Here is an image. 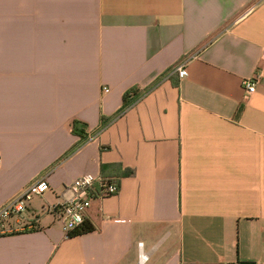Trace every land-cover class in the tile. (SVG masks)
<instances>
[{
    "label": "crops",
    "instance_id": "0c3cea01",
    "mask_svg": "<svg viewBox=\"0 0 264 264\" xmlns=\"http://www.w3.org/2000/svg\"><path fill=\"white\" fill-rule=\"evenodd\" d=\"M263 53L264 0H0V209L49 187L0 264H264ZM86 175L119 191L68 239Z\"/></svg>",
    "mask_w": 264,
    "mask_h": 264
},
{
    "label": "built area",
    "instance_id": "2783aa9c",
    "mask_svg": "<svg viewBox=\"0 0 264 264\" xmlns=\"http://www.w3.org/2000/svg\"><path fill=\"white\" fill-rule=\"evenodd\" d=\"M264 58V53H263ZM176 74L179 79L186 78L188 73L185 63L174 68L170 75ZM169 77V76H168ZM258 77L246 79L242 82L245 92L244 99H249L256 91ZM109 90L104 89V93ZM1 166V157H0ZM49 187L45 178L31 183L21 194L9 201L0 209V233L12 231L9 225L13 217L23 216L27 212L29 203L33 198L41 197L48 192ZM119 186L112 182L96 178L90 175L82 176L73 180L64 190L62 197L56 204L42 207V213L57 216L61 221V229L66 238L69 234L84 223V215L91 207L93 201L116 195ZM18 220V219H17ZM27 226H32L28 224ZM142 244H139L141 247ZM141 260L146 259L140 256Z\"/></svg>",
    "mask_w": 264,
    "mask_h": 264
},
{
    "label": "trees",
    "instance_id": "16d2710c",
    "mask_svg": "<svg viewBox=\"0 0 264 264\" xmlns=\"http://www.w3.org/2000/svg\"><path fill=\"white\" fill-rule=\"evenodd\" d=\"M137 93H138V90L133 88V89H131L130 91H128V92H126L124 94V96H123V107H122L120 113L123 112L125 110L126 106L128 105V98H130V97H131V99L137 98V96H138ZM103 120L104 119L102 118V121ZM72 132L74 134H80L76 122H74L72 124ZM79 136H82V134H80ZM93 230L94 229H93V227L91 225H89L87 223H83L80 227H78L77 229H75L74 231H72L69 234L68 239H71V238H74V237H78V236H81V235H84V234H88V233L92 232Z\"/></svg>",
    "mask_w": 264,
    "mask_h": 264
},
{
    "label": "rangeland",
    "instance_id": "374dc122",
    "mask_svg": "<svg viewBox=\"0 0 264 264\" xmlns=\"http://www.w3.org/2000/svg\"><path fill=\"white\" fill-rule=\"evenodd\" d=\"M32 202V203H31ZM30 203L32 204V206H39L40 205V199L37 198H33L32 201ZM29 203V204H30ZM45 206V205H44ZM12 219L17 220L19 219V217H13Z\"/></svg>",
    "mask_w": 264,
    "mask_h": 264
}]
</instances>
